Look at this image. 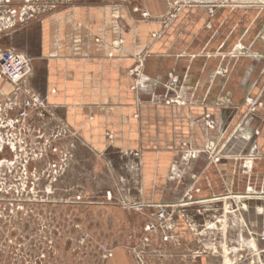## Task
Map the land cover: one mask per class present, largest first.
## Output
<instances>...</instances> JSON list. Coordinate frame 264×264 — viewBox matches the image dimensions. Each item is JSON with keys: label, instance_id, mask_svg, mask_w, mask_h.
Here are the masks:
<instances>
[{"label": "crops", "instance_id": "obj_1", "mask_svg": "<svg viewBox=\"0 0 264 264\" xmlns=\"http://www.w3.org/2000/svg\"><path fill=\"white\" fill-rule=\"evenodd\" d=\"M184 1L73 4L46 16L27 91L47 95L46 111L94 152L139 159L145 200H170L198 173L203 190L220 191L223 169L261 174L264 190V126L255 133L254 117L241 115L246 95L264 101V0ZM15 92L0 79V106Z\"/></svg>", "mask_w": 264, "mask_h": 264}, {"label": "rangeland", "instance_id": "obj_2", "mask_svg": "<svg viewBox=\"0 0 264 264\" xmlns=\"http://www.w3.org/2000/svg\"><path fill=\"white\" fill-rule=\"evenodd\" d=\"M121 1L0 0V45L32 58L41 49L46 16L68 5ZM28 89L0 106V148L6 151L0 159V264H13L21 251L14 244V222L19 216L26 221V214L32 230L25 231L21 264H264V206L247 200L264 196L253 195L264 192L261 174L238 177L223 169V188L205 191L198 173L192 187L180 185L170 200H145L139 159L94 152L41 106L16 121ZM263 108L259 92L246 95L241 105L242 117L256 120L255 133L264 126ZM238 145L242 150L244 143ZM224 152L226 146L219 147L210 161L218 163ZM137 202L168 205L167 218L158 216L160 207L145 212Z\"/></svg>", "mask_w": 264, "mask_h": 264}, {"label": "built area", "instance_id": "obj_3", "mask_svg": "<svg viewBox=\"0 0 264 264\" xmlns=\"http://www.w3.org/2000/svg\"><path fill=\"white\" fill-rule=\"evenodd\" d=\"M186 4H211V5H219V6H226V5H237L240 4L239 0H215L214 2L209 3V1H197V0H185L183 2ZM135 11H140L142 16L144 18H151V13L144 9L140 10L139 8H135ZM137 69V68H136ZM33 73V59L28 56L27 54L20 52L14 48L9 47H3L0 45V79H7L15 88V91H21L22 88H26V84L28 82L29 77ZM27 101L25 103V108H22V110L19 112V115L16 117V121H20L22 117L28 116L29 110L33 108H39L46 106V98H44L40 94H33L31 95L28 92ZM3 121V120H2ZM219 160V159H217ZM136 206H140L142 211H147L148 209H151L153 212V208H159L160 212L158 216L160 219H166L167 218V208L168 205L166 204H149V203H140L137 202ZM150 225H147V229H151Z\"/></svg>", "mask_w": 264, "mask_h": 264}, {"label": "flooded vegetation", "instance_id": "obj_4", "mask_svg": "<svg viewBox=\"0 0 264 264\" xmlns=\"http://www.w3.org/2000/svg\"><path fill=\"white\" fill-rule=\"evenodd\" d=\"M5 153H6V151H4V148H0V159H2L4 157ZM29 173H30V170H29ZM31 181H32L31 180V176H29L27 182H29V184H31ZM45 182H46V180H43V183H45ZM28 187H30V185ZM31 200H33V197L31 198ZM24 217L27 218L26 221L25 220H20V219H22V216H19L18 219L15 222L13 220V222L17 225V229H18V231H15L14 232V236H15L14 237L15 238L14 244L17 245V243H19L20 250L22 252L24 251V248H25L24 239H25V237H27L26 234H25V231H31L32 230V226L30 224L31 223V217L32 216L26 214ZM25 218H23V219H25ZM27 234H29V233H27ZM32 249H31V245H30L29 246V252H30V255L31 256L33 255V252H34V251H32ZM21 251L19 252V254L17 255V257L15 256V258L13 260L14 261L13 264H21L22 260L19 262V259H21L23 257L21 255ZM31 256H29V257H31ZM39 263L41 264V262H39Z\"/></svg>", "mask_w": 264, "mask_h": 264}, {"label": "bare ground", "instance_id": "obj_5", "mask_svg": "<svg viewBox=\"0 0 264 264\" xmlns=\"http://www.w3.org/2000/svg\"><path fill=\"white\" fill-rule=\"evenodd\" d=\"M211 151L213 152V150H211ZM212 152H211V153H212ZM217 159H218V158H217ZM217 159H216V160H217ZM219 160H220V159H219ZM251 196H252V195H251ZM254 196H255V195H254ZM249 199L264 200V196H258V195H257L256 197H250V196H249Z\"/></svg>", "mask_w": 264, "mask_h": 264}]
</instances>
